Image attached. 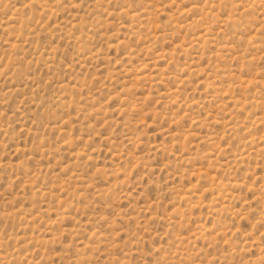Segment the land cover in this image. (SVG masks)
<instances>
[{"label": "rangeland", "instance_id": "1", "mask_svg": "<svg viewBox=\"0 0 264 264\" xmlns=\"http://www.w3.org/2000/svg\"><path fill=\"white\" fill-rule=\"evenodd\" d=\"M0 264H264V0H0Z\"/></svg>", "mask_w": 264, "mask_h": 264}]
</instances>
